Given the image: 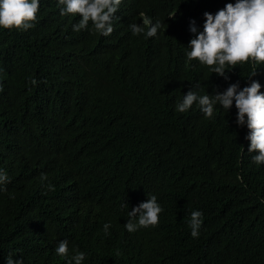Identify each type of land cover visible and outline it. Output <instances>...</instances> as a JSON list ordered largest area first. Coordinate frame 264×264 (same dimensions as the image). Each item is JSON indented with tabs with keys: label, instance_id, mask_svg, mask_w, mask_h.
I'll return each instance as SVG.
<instances>
[{
	"label": "trees",
	"instance_id": "obj_1",
	"mask_svg": "<svg viewBox=\"0 0 264 264\" xmlns=\"http://www.w3.org/2000/svg\"><path fill=\"white\" fill-rule=\"evenodd\" d=\"M230 2L122 0L104 37L91 24L75 32L79 16L40 0L33 28H0V264L10 253L67 264L54 251L63 240L82 264H264V165L252 162L235 104L211 119L196 104L176 111L188 91L242 90L253 71L264 93V64L228 68L225 80L187 62L191 21L202 32L203 14ZM141 12L162 23L155 37L130 31ZM147 194L163 208L159 223L129 233L127 213Z\"/></svg>",
	"mask_w": 264,
	"mask_h": 264
},
{
	"label": "clouds",
	"instance_id": "obj_2",
	"mask_svg": "<svg viewBox=\"0 0 264 264\" xmlns=\"http://www.w3.org/2000/svg\"><path fill=\"white\" fill-rule=\"evenodd\" d=\"M62 16H79L78 23L73 25L75 32L88 30L89 24L92 31L104 37L110 36L113 31V18L118 11L122 0H57ZM40 9V0H0V28L5 30L27 31L35 26ZM203 31L196 27L195 20L190 23V40L186 52L187 62L197 61L207 67L212 73L225 80L229 79L226 71L237 66L250 64L253 67L264 64V0H235L227 3L223 9L215 14L205 12ZM142 26L137 23L129 25L134 36L144 35L145 39L155 37L162 28V23L145 13H140ZM173 18V17H169ZM257 75L253 71L248 80V86L241 90L239 83L230 84L229 87L214 95H200L190 90L183 95L182 100L176 104V111L185 113L198 106L206 119L214 117L216 106L229 110L235 104L237 110V124L247 126L249 130L245 137L250 141L249 153H258L251 157L256 165H264V93L261 84L252 79ZM33 86L38 81L28 78ZM199 88V85H197ZM41 182L47 181V174L42 173ZM9 182L7 173L0 168V186ZM49 191L55 188L50 183ZM6 191V188H0ZM14 198V197H12ZM124 207H127L124 204ZM163 208L155 195L147 194L146 202H142L127 213V223L124 225L129 233H134L141 228L157 226ZM203 213L193 210L190 213L189 227L193 238H198L203 224ZM111 225L105 223L103 230L108 233ZM55 255L67 259V264H82L86 258L84 252L78 248L73 249L69 257V244L67 240L59 242L55 248ZM7 264H24L23 260H14L13 254L7 257Z\"/></svg>",
	"mask_w": 264,
	"mask_h": 264
}]
</instances>
